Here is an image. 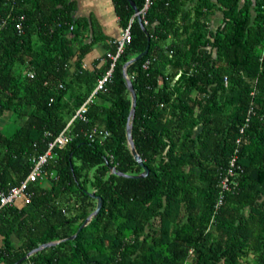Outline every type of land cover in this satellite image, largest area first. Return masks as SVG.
Instances as JSON below:
<instances>
[{"label":"trees","instance_id":"16d2710c","mask_svg":"<svg viewBox=\"0 0 264 264\" xmlns=\"http://www.w3.org/2000/svg\"><path fill=\"white\" fill-rule=\"evenodd\" d=\"M113 2L132 34L116 61L118 38L78 16L75 1L0 0L4 190L28 177L114 64L106 89L29 184V202L0 208V264H264V0L255 15L241 0H156L149 34L130 0ZM219 9L214 31L206 19ZM100 43L104 55L86 66ZM148 44L127 68L133 139L150 169L135 177L144 168L127 138L124 65ZM10 116L17 127L7 133ZM94 127L109 135L92 141ZM92 192L103 205L79 231L98 206Z\"/></svg>","mask_w":264,"mask_h":264},{"label":"built area","instance_id":"2783aa9c","mask_svg":"<svg viewBox=\"0 0 264 264\" xmlns=\"http://www.w3.org/2000/svg\"><path fill=\"white\" fill-rule=\"evenodd\" d=\"M155 1L156 0H145L144 7L139 11L144 25L148 24V21L145 18V16L148 12V9L152 6V4ZM18 27L20 28V25H18ZM130 28L131 27L128 26L123 31L122 36L116 40V47H117L116 53L115 54H112V53L109 54L110 58H112L114 61H116L118 59V57L124 52L127 44L132 40V37H131L132 34H131ZM148 63H149V61L147 62V64ZM113 66H114V64L112 65V68H110V70L105 74V76L99 81L98 86L96 87V89L94 90L92 95L77 110L74 118L69 122L68 126L56 137V139L53 142L50 143L49 148L46 151V153L40 156V158L37 160L35 166L33 167L32 171L28 175V177L25 180H23L18 186L12 187L10 190H7V191L4 190L0 184V208L5 207V206H12L21 200H25L26 202H29V198H30V193L28 192L29 184L31 182L38 180L40 177L43 176V166L46 163H48L50 158H52L54 156L53 149L56 146H63L68 142L69 138L65 134V132H66L67 128L70 126V124L72 123V121L76 117L83 118L84 114L86 113V111L88 109V104L93 101V96L95 95V93L99 90H103V89L105 90L106 89V87H105L106 82L109 81L110 78L112 77ZM145 66H147V65H145ZM29 75L31 77H34L33 72H30ZM61 87H62V85H61ZM241 133H244V129H242ZM99 135L102 136L101 138H106L109 135V133L105 132L104 130H101V129L99 130L98 128H95V127L92 128L91 131L88 133V136L92 141L95 140V137H97ZM240 141H241V139H238L237 142H240ZM235 164H236V157H234L231 160V167H232V170H230L231 173L236 172L233 169ZM225 182H227V180H225ZM224 187L227 188V183L224 184Z\"/></svg>","mask_w":264,"mask_h":264},{"label":"crops","instance_id":"0c3cea01","mask_svg":"<svg viewBox=\"0 0 264 264\" xmlns=\"http://www.w3.org/2000/svg\"><path fill=\"white\" fill-rule=\"evenodd\" d=\"M77 5V15L87 18L91 22H96L100 30L108 39L120 38L123 34V29L119 24V18L115 11L113 0H73ZM217 2L218 0H212ZM258 0H241L240 5L250 3L251 11L255 15L256 4ZM205 18V17H204ZM207 24L210 28L216 31L224 22V13L222 10H215L207 16ZM105 53L104 43H100L87 55L85 58L86 66H93L94 61L101 58ZM103 63V61L101 62Z\"/></svg>","mask_w":264,"mask_h":264},{"label":"water","instance_id":"95a60500","mask_svg":"<svg viewBox=\"0 0 264 264\" xmlns=\"http://www.w3.org/2000/svg\"><path fill=\"white\" fill-rule=\"evenodd\" d=\"M130 2H131L132 6H133V8H134V10H135V15H136V17H137L139 23L141 24V26L143 27V29L145 30V32H146L147 34H149V32H148L146 26H145L144 23H143L142 17H141V15H140V13H139V11H140L139 8L137 7V5L135 4V2H134L133 0H130ZM150 39H151V38L148 37L149 42H150ZM149 47H150V44H148V46H147V48H146V50H145L144 52H142V53H140L138 56L132 58L131 60H129V61L124 65V75H125V77H126V81H127V84H128V88H129V90H130V92H131L132 102H133V104H132V109H131V111H130V115H129L128 123H127V138H128V143H129V146H130L131 152H132V154H133L135 160H136L137 162H139V164L144 168V171H143L141 174L136 175L135 177H145V176H147V175L149 174V172H150V169L148 168V166H146V164H145V162H144L142 156H141L140 153L137 151V149H136V145H135V142H134V139H133V134H132V131H133V118H134V116H135V111H136L137 93H136V90H135L134 85H133V83H132V80H131V78L129 77V74H128V70H127V68H128V66H129L131 63H133V62L137 61L138 59L142 58L143 56H145V55L148 53V51H149ZM110 169H111V171H112L113 173H116V174H119V175H124V176H130V175H128V174H125V173H123V172L118 171V170L116 169L115 166H112V165H111ZM91 195H92L93 197H95V198L98 199V206H97L96 210H95L92 214H90V216L85 220V222L83 223V225L80 227L79 231L91 221V219H92L93 216H97L98 213L100 212L101 208H102V205H103L102 197L96 195L94 192H92ZM79 231H78V232H79ZM75 237H76V234L73 235V236H71L70 238H75ZM59 242H60V241H53V242H49V243L42 244L41 246H39V247L33 249L32 251H30V252L28 253L27 257L30 256V255H32V254L35 253V252H38V251L43 250V249L46 248V247H49V246H52V245L58 244Z\"/></svg>","mask_w":264,"mask_h":264},{"label":"rangeland","instance_id":"374dc122","mask_svg":"<svg viewBox=\"0 0 264 264\" xmlns=\"http://www.w3.org/2000/svg\"><path fill=\"white\" fill-rule=\"evenodd\" d=\"M4 129H8L6 132L7 133H12L15 128L17 127L16 122L14 121V117L10 116V118L7 119V122L5 124H3Z\"/></svg>","mask_w":264,"mask_h":264},{"label":"clouds","instance_id":"9594fccd","mask_svg":"<svg viewBox=\"0 0 264 264\" xmlns=\"http://www.w3.org/2000/svg\"><path fill=\"white\" fill-rule=\"evenodd\" d=\"M146 26V25H145ZM18 203V202H17Z\"/></svg>","mask_w":264,"mask_h":264}]
</instances>
